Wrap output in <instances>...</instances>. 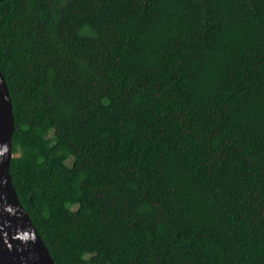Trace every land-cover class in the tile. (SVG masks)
I'll use <instances>...</instances> for the list:
<instances>
[{
    "label": "trees",
    "instance_id": "trees-1",
    "mask_svg": "<svg viewBox=\"0 0 264 264\" xmlns=\"http://www.w3.org/2000/svg\"><path fill=\"white\" fill-rule=\"evenodd\" d=\"M0 68L55 264H264V0H4Z\"/></svg>",
    "mask_w": 264,
    "mask_h": 264
},
{
    "label": "water",
    "instance_id": "water-1",
    "mask_svg": "<svg viewBox=\"0 0 264 264\" xmlns=\"http://www.w3.org/2000/svg\"><path fill=\"white\" fill-rule=\"evenodd\" d=\"M14 133L13 103L0 68V264H55L12 181Z\"/></svg>",
    "mask_w": 264,
    "mask_h": 264
}]
</instances>
